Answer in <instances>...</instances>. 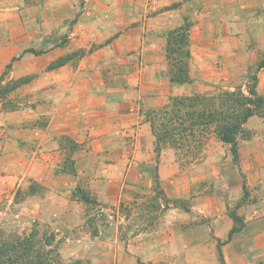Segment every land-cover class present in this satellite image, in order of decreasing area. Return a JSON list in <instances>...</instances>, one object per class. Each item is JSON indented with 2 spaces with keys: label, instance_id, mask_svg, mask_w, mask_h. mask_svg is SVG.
Listing matches in <instances>:
<instances>
[{
  "label": "rangeland",
  "instance_id": "obj_1",
  "mask_svg": "<svg viewBox=\"0 0 264 264\" xmlns=\"http://www.w3.org/2000/svg\"><path fill=\"white\" fill-rule=\"evenodd\" d=\"M184 24L192 79L179 84L170 80L167 33ZM262 60L264 0H0V132H46L32 176L0 188L2 239L35 233L46 262L91 264L96 235L112 238L119 227L127 242L173 229L189 251L172 264H221L218 246L236 212L240 230L222 246L227 264H264V109L238 136L239 165L216 134L196 160L159 150L151 123L171 96L247 91L256 72L264 96ZM10 153L0 155V174L21 173L20 154ZM157 176L181 207L159 206ZM182 245L177 238L169 250Z\"/></svg>",
  "mask_w": 264,
  "mask_h": 264
},
{
  "label": "trees",
  "instance_id": "obj_2",
  "mask_svg": "<svg viewBox=\"0 0 264 264\" xmlns=\"http://www.w3.org/2000/svg\"><path fill=\"white\" fill-rule=\"evenodd\" d=\"M167 57L170 62V80L173 83H188L191 81L190 60V25L184 24L167 33ZM11 64H8V68ZM264 68V60L258 64L257 71ZM5 74V73H4ZM5 75L0 76V96L4 94ZM252 84L247 91L242 87L236 90H225L218 93H195L183 96H171L166 104L154 110L151 116L152 128L159 146V150L167 146L183 150L192 159L198 158L205 139L216 134L220 140L230 145L234 162L240 164V146L238 136L244 130L247 121L261 115L264 109V96L257 90L258 73L251 76ZM244 190L247 192V180L244 177ZM154 199L161 200L164 208L181 207L177 200L169 198L156 179ZM155 202L142 205V209H152ZM125 204L122 202L121 206ZM132 208L133 203L130 204ZM183 207V206H182ZM139 208V207H138ZM185 208L187 211L190 209ZM125 210V206H124ZM130 212V209H126ZM142 215V214H141ZM140 215V216H141ZM143 217V215H142ZM236 226L230 231L226 240L218 246L219 261L227 264L222 246L231 241L234 234L239 232L242 217L232 213ZM33 233L24 238L12 240L2 239L0 233V264H58L45 261L39 251H35ZM35 253V254H34ZM28 255L29 262H24ZM60 264V263H59Z\"/></svg>",
  "mask_w": 264,
  "mask_h": 264
},
{
  "label": "crops",
  "instance_id": "obj_3",
  "mask_svg": "<svg viewBox=\"0 0 264 264\" xmlns=\"http://www.w3.org/2000/svg\"><path fill=\"white\" fill-rule=\"evenodd\" d=\"M157 66V63L153 66L142 64L138 72H142L150 67L156 68ZM128 115H131V113H128ZM45 136L46 132L43 131H39L36 135L27 132L18 139L0 132L1 157L12 155L10 152L17 155L19 153V161L22 165L21 173L0 174V188L11 186V184L16 185L17 183L19 185L23 179L29 178L30 175L32 176L34 162L40 160L42 158L41 155L45 151ZM32 143L38 146L36 152L29 153L27 149H25V151L22 150L24 146L28 148ZM40 153L42 154L40 155ZM10 160L12 162L17 161L14 157H11ZM34 178L37 179L36 177ZM169 214L172 213L170 212ZM178 216H180L181 219L183 218L181 214ZM99 235L94 236L88 241L91 264H139L140 260H151L156 264H172L174 258H182L183 252L189 251L188 242L183 241L181 235L177 234L173 229L169 230V232L138 234L127 242L121 240L119 227H116L112 238H104ZM177 238L180 239L184 245L181 247L182 251H178L177 255H175L172 250H169V246L172 245ZM167 243H169L168 246L166 245ZM233 243L237 244L236 240L233 241Z\"/></svg>",
  "mask_w": 264,
  "mask_h": 264
}]
</instances>
